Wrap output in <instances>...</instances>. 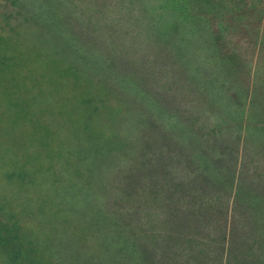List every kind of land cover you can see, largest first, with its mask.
Wrapping results in <instances>:
<instances>
[{"label": "trees", "instance_id": "16d2710c", "mask_svg": "<svg viewBox=\"0 0 264 264\" xmlns=\"http://www.w3.org/2000/svg\"><path fill=\"white\" fill-rule=\"evenodd\" d=\"M242 2L11 4L14 10L28 7L16 27L37 33L54 58L72 60L95 90L96 103L105 99L110 105L111 96L121 95L117 109L126 117L136 115L130 140L135 135L136 152L145 151L156 163L150 164L147 187L166 197L161 210L144 212L139 222L155 227L152 249L139 251L150 254L153 264H264V80L251 79V54L260 47L264 60V36L237 26L245 17L239 13ZM8 39L12 36H0V52ZM124 94L155 113L132 107ZM161 169L169 176L162 186L153 183ZM8 171L9 179L21 177L25 166ZM120 183L129 211L137 186L128 178ZM122 214L115 215L117 222Z\"/></svg>", "mask_w": 264, "mask_h": 264}, {"label": "rangeland", "instance_id": "374dc122", "mask_svg": "<svg viewBox=\"0 0 264 264\" xmlns=\"http://www.w3.org/2000/svg\"><path fill=\"white\" fill-rule=\"evenodd\" d=\"M242 1L245 17L237 26L264 36V0ZM12 2L0 0V36L13 40L0 52V264H153L139 251L152 249L155 227L139 222L144 212L161 210L166 197L147 187L156 163L136 152L135 135L130 140L136 115L117 109L121 95L111 96L110 105L96 103L95 90L72 60L54 58L37 33L16 27L28 7L14 10ZM259 48L251 54L253 82V75L264 80ZM124 95L132 107L155 113L133 94ZM16 165L25 172L9 179ZM158 172L153 183L162 186L169 176ZM123 178L137 186L129 211L128 200L122 203ZM156 198L160 207L152 209Z\"/></svg>", "mask_w": 264, "mask_h": 264}]
</instances>
